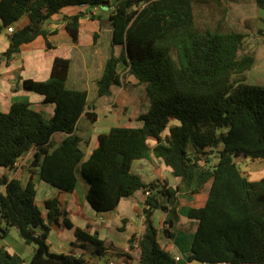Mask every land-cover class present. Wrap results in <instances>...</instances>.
<instances>
[{
  "label": "trees",
  "instance_id": "16d2710c",
  "mask_svg": "<svg viewBox=\"0 0 264 264\" xmlns=\"http://www.w3.org/2000/svg\"><path fill=\"white\" fill-rule=\"evenodd\" d=\"M255 2L264 10V0ZM211 3L223 7L222 0H0V37L22 16L29 17L25 27L8 35L9 46L0 54L8 59L39 36L51 46L48 37L56 30L46 25L62 13L64 29L78 43L83 13L66 14L68 7L113 8L112 45L123 52L107 58L97 95L109 96L113 87L123 85L119 67L124 64L128 75L145 86L149 106L138 116L142 125L113 126L99 134L97 147L85 159L83 146L90 140L77 134V124L83 115L94 123L97 105L87 90L68 88L71 60L56 57L47 80L19 77L25 90L54 104L48 120L26 101L13 102L7 112L0 109V167L13 168L33 151L39 178L61 192L75 190L81 171L90 185L88 203L99 213L114 211L123 198L143 190L140 264H177L158 240L153 214L168 212L163 234L174 238L178 193L197 199L188 212L197 222L189 261L264 264V177L251 180L237 163L239 158L264 160V87L246 82L256 54L241 53L248 34L226 25V8L216 26H198L196 7ZM260 21L249 17L245 26ZM256 33L264 42L259 24ZM56 133L64 134L59 143L53 140ZM154 158L172 169L177 186L167 180L145 182L133 171L136 160ZM36 197L33 178L24 186L19 178L0 176V236L16 227L21 239L35 246L28 263L0 247V264H85L82 256L51 251V224L60 220L75 228L74 245L93 255L107 252L96 233L75 227L66 217L59 196L45 201L46 217Z\"/></svg>",
  "mask_w": 264,
  "mask_h": 264
},
{
  "label": "crops",
  "instance_id": "0c3cea01",
  "mask_svg": "<svg viewBox=\"0 0 264 264\" xmlns=\"http://www.w3.org/2000/svg\"><path fill=\"white\" fill-rule=\"evenodd\" d=\"M112 9L113 8L89 5L68 7L64 9L66 14H75L77 12L83 13V16L81 17L82 23L78 43H75L71 35L64 29L63 22L60 20L64 17V14L62 13L59 14V16L50 19V22L46 25L48 30H56L55 34H51L48 37L51 46L47 45L45 37L39 36L34 41L23 44L20 52L12 58L8 59L5 56H1L0 109L7 112L13 102L26 101L31 103L32 107L36 110L42 111L45 119L48 120L54 113V104H45L42 95L33 91L25 90L22 87L19 77L22 79L31 78L38 81L47 80L51 74L52 65L56 57H64L71 60V68L67 83L68 88L83 89L79 88V84L88 75H92V72H95L97 69H104L105 62L110 56L108 55V52H114L116 55H120L123 52L122 46L112 45V28L109 22ZM28 23L29 17L24 15L12 26L14 29H20L25 27ZM3 33L4 34L0 37V54L5 52L9 46V33L7 30ZM96 33L99 35L97 42H95L94 39ZM104 38L105 41H103ZM84 46L86 48H83ZM90 47H93L92 53H89L88 48ZM102 48L105 49L103 54L100 51ZM76 50L77 56L74 57L73 52ZM94 55L97 57L95 58ZM98 56H103L105 58L98 60ZM120 67L124 68L125 66L124 64H121ZM130 78L133 80L131 81L133 85H136L137 87L143 86L145 89V86L138 83V80L135 77H129V79ZM98 79L99 78H97V80ZM114 88L115 87L112 88L111 95L104 96L102 105L99 106L96 104L97 108L94 111L97 112L98 118L94 124L99 122L102 116L100 112L102 108L106 109L108 107L109 109L116 105L117 99L114 98L112 100L115 92ZM123 88L124 85L119 88L118 93L121 92ZM89 101L91 102L92 100L89 99ZM147 109L138 112L134 116L131 112L126 115L123 113H118L116 115L111 113V115L108 116V112L104 111L103 118L108 121V124L104 125L102 130L94 131V135L91 137H87L84 134L80 135L78 133L80 130L79 120L77 124V134L84 140H90L88 146H83L85 159H87L93 149L97 147L98 136L99 134L104 133L102 132L104 131L103 129L107 132L113 126L139 127L142 125V122L137 120L138 116L141 113H144ZM82 117L86 116L83 115ZM63 136V133H56L53 136V140L56 143H59ZM32 161L33 151H29L16 162L13 168L0 167V176L6 174L9 178H19L24 186L28 184L31 178H33L37 185L36 201L37 199L39 200L40 198L43 199L45 197H40L41 190L45 189L48 195L46 196L47 199L43 202L44 205L46 200L59 196L61 205L67 212L66 217L72 221L74 226L80 227L90 234L96 233L99 238L105 242V245L108 248L104 255L99 256L93 255L89 249L74 245L78 243L76 241L75 228H68L63 221L60 220L58 224H51L48 243L50 244L52 252L73 253L77 256H82L86 261L85 264H108L109 262H114L115 264H140L141 250L139 247V239L145 228L144 217L142 215L143 200L145 198L143 190L137 191L133 197L123 198L114 211L99 213L88 203L87 195L90 185L81 171L78 173V182L75 190L73 192H61L56 187L39 178L38 168L32 166ZM132 169L135 173L142 176L145 182L167 180L169 185L173 187L177 186L179 183V179L173 175L172 169L157 158H154L153 161L146 159L136 160ZM143 175H147V178H144ZM207 194L206 191L200 195V200H204ZM178 200L179 218L172 228L175 232V236L174 238H167L164 235L166 238L164 241L166 249L172 252L175 256H180L181 249L182 252H189L197 227V222L188 217V212L191 206L197 201L196 197L190 194L178 193ZM42 212L44 217H46L47 210L46 212ZM167 218L168 212L160 209L154 211V223L158 226V229H161L162 233L164 221ZM124 219H127L125 224L123 223ZM178 224L179 228L188 231L189 235L186 238H182V242L178 240L179 236H177L176 233V226ZM122 226H124V230L121 229ZM51 243L54 245H51ZM31 245L32 244H26L23 240H15L10 236L0 238V247H5L11 253L18 254L27 263L30 261L35 251V247H32ZM188 256L189 255H185L184 259L180 256V260L177 261V264H192L188 261ZM119 257L120 260L118 259Z\"/></svg>",
  "mask_w": 264,
  "mask_h": 264
},
{
  "label": "rangeland",
  "instance_id": "374dc122",
  "mask_svg": "<svg viewBox=\"0 0 264 264\" xmlns=\"http://www.w3.org/2000/svg\"><path fill=\"white\" fill-rule=\"evenodd\" d=\"M221 6H216L214 3H211L210 5H200L196 7V15H197V23L199 27L205 28L207 26L214 27L216 26L218 19L221 18L222 8H226V25L229 28H234L237 31L247 33V37L243 44V49L241 53H250L255 52L256 54V60L253 67L246 72V82L248 84L252 85H259L264 87V42L263 39L257 35L256 33V27L259 24V26H262L264 28V22H257L252 23L251 27L246 28L245 22L246 19L249 17H260L264 19V10L261 8H258L256 5L255 0H222ZM224 25V26H226ZM4 34V33H3ZM105 41V38L103 39ZM83 48H86L85 46ZM89 53H92L93 47L88 48ZM103 54L105 49L102 48L100 50ZM108 55H111L110 52H108ZM73 56H77V50L73 52ZM88 56V55H87ZM95 58L97 57L94 55ZM98 56V60H102L105 57ZM107 58V57H106ZM103 63V61H102ZM104 69H97L95 72H92V75H88L80 84L79 88L87 89L89 91V99L96 102L97 105H102V100L104 97H99L97 95V78L101 77V74L103 73ZM120 71L122 74V80L124 88L121 90V92L118 93V90L121 86H115V92L112 100L114 98L117 99L116 105H114L112 108L108 107L106 109L102 108L100 110L101 112V118L99 122L96 124L92 123L87 117H82L80 119V125H79V134L86 135L87 137H91L94 135V131L96 130H102L104 125L108 124V121L103 118V114L107 111L108 116L112 114L116 115L118 113L128 114L132 113L133 116L137 114L138 112H142L143 110L147 109L148 107V97L146 94V91L143 86L137 87L136 85H133L131 81L132 78L129 79V77H134L132 75H128L127 70L123 67H120ZM70 86V85H69ZM78 86V85H77ZM118 93V94H117ZM107 99V98H106ZM111 101V100H108ZM143 103V104H142ZM101 108V107H100ZM105 111V112H104ZM105 132V129H103ZM86 148V147H85ZM87 149V148H86ZM85 149V150H86ZM238 165L240 166L241 170L247 174V176L251 180H258L262 177H264V160H251L248 161V159L239 158L237 160ZM144 178H147V175H143ZM47 192L45 190H41L40 197L45 196L43 199H37V203L39 208L46 212V208L44 205V200L47 199ZM47 216V215H45ZM158 227V226H157ZM159 234H158V240L162 244L164 248L165 243L164 241L166 238L164 237V234L162 233L161 229L159 228ZM176 233L178 237V240L180 242L182 238L188 237V231H184L181 228H179V224L176 226ZM7 236H10L11 238L22 241L20 237L19 230L16 227L11 228L9 234ZM0 238H3L0 236ZM53 243H51L52 245ZM54 245V244H53ZM32 247H35L34 245H31ZM190 249L188 253L182 252L180 256L184 259L185 255H189ZM120 260V257L118 258ZM189 261V260H188ZM192 264H198L194 261H189ZM180 264V263H179ZM200 264H207V263H200Z\"/></svg>",
  "mask_w": 264,
  "mask_h": 264
},
{
  "label": "built area",
  "instance_id": "2783aa9c",
  "mask_svg": "<svg viewBox=\"0 0 264 264\" xmlns=\"http://www.w3.org/2000/svg\"><path fill=\"white\" fill-rule=\"evenodd\" d=\"M7 32L9 33V34H12L13 32H14V27L13 26H9L7 29ZM149 190H146V194H149ZM176 260L178 261V260H180V256H176ZM108 264H115L114 262H109Z\"/></svg>",
  "mask_w": 264,
  "mask_h": 264
},
{
  "label": "water",
  "instance_id": "95a60500",
  "mask_svg": "<svg viewBox=\"0 0 264 264\" xmlns=\"http://www.w3.org/2000/svg\"><path fill=\"white\" fill-rule=\"evenodd\" d=\"M248 161H251V159L248 158ZM36 189H37V185H36ZM193 261H194L195 263H198V264L201 263L198 259H194ZM210 264H218V263H210Z\"/></svg>",
  "mask_w": 264,
  "mask_h": 264
}]
</instances>
